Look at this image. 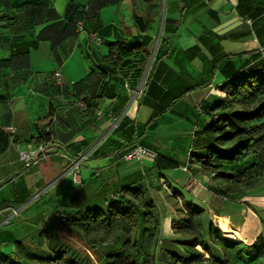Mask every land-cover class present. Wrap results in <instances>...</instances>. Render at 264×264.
<instances>
[{
	"label": "crops",
	"instance_id": "0c3cea01",
	"mask_svg": "<svg viewBox=\"0 0 264 264\" xmlns=\"http://www.w3.org/2000/svg\"><path fill=\"white\" fill-rule=\"evenodd\" d=\"M71 1L86 11L84 27L65 18ZM230 1L0 0V13L9 3L11 14L20 15L10 23H0V62L25 49L30 65L29 69L0 70V234L8 239L4 243L0 235V258L15 250L14 240H30L42 230L53 231L62 218L61 206L67 201L76 203L81 191V182L73 183L64 173L48 183L44 177L29 181L39 171L38 160L24 162L20 152L40 147L33 139L42 126L55 134L52 143L41 145V152L48 151L42 156L56 153L63 157L92 150L88 182L126 180L156 165L177 189L185 187L187 198L205 210V236L213 223L230 238L239 240L235 232H240L245 240L239 241L247 245L257 241L262 231L257 211L260 204L248 198L255 193L244 187L247 180L225 181L200 165L195 173L188 167L195 132L206 126L200 111L203 102H219L222 94L218 86L227 80L222 66L214 69L222 62L216 60L261 47L264 0ZM36 11H40L39 17L33 18L30 14ZM53 12L56 19L51 18ZM133 37H139L138 41L152 39L147 47V66L135 89L126 85L127 79L122 83L123 70L118 65L104 61L109 55L108 42L132 41ZM162 37L169 39L170 52L157 59ZM101 69L108 72L101 94L114 98H104L89 119L70 88L92 70L99 73ZM56 70L63 72L62 84L52 77ZM125 94L130 100L117 116L118 100ZM51 103L58 121L49 115ZM124 115L136 122L139 144L158 153L156 161L124 160L123 147L128 140L113 133ZM98 148L104 153L94 155ZM13 209H19V215H13ZM253 225L258 232L252 238L248 230ZM162 238L173 245L172 241L188 236L173 232L162 233ZM173 246L183 251L182 246Z\"/></svg>",
	"mask_w": 264,
	"mask_h": 264
},
{
	"label": "trees",
	"instance_id": "16d2710c",
	"mask_svg": "<svg viewBox=\"0 0 264 264\" xmlns=\"http://www.w3.org/2000/svg\"><path fill=\"white\" fill-rule=\"evenodd\" d=\"M10 9V4H6L0 13V23H10L20 16H13ZM39 12L30 15L38 18ZM57 17L53 12L51 18ZM65 18L73 24L81 22L84 27L88 15L71 1ZM259 39L260 48L225 54L216 60V63L222 62L214 69L222 66L227 80L218 86L222 94L219 102H203L206 126L195 132L193 147L189 150L188 167L194 173L198 169L196 165H200L202 169L209 170L214 178L233 182L264 173V32L259 33ZM138 40L139 37H133L132 41L108 42L109 55L104 58V61L113 62L123 70L122 83L125 84L127 79L126 85L131 89L138 86L150 57L147 47L152 39ZM169 52V39L162 37L156 57L159 59ZM29 68V53L25 49L15 51L0 62V70ZM107 75L105 69L99 73L92 70L85 80L74 83L70 88L74 100L85 104L89 119L93 118L104 98H114L101 94ZM129 100L127 94L119 98L115 109L117 116ZM49 115L59 120L52 103ZM113 133L128 140L123 147V158L139 145L148 148L139 144L136 122L127 115L121 118ZM54 135L42 126L33 141L46 147L53 142ZM47 152H40L38 164L42 154ZM100 152L104 153L98 148L93 154ZM79 153L64 154L62 162L66 160L70 164ZM157 158L158 153L154 160ZM53 178L46 179V183ZM79 186H82L77 194L79 197L77 201L73 199L76 203L67 201L61 206L63 216L54 226V232L42 230L30 240H14L15 250L3 254L0 264H264V207L257 206L262 231L253 245H247L239 241L245 240L240 232H235L239 238L236 240L213 223L205 236V210L189 200L183 190L177 189L156 165L126 180L85 182ZM166 201L171 206L165 221V232L167 229L170 231V218L174 215L173 232L188 236L185 240L172 241L178 248L182 246L183 251L166 244L162 238ZM221 227L227 230L225 225ZM59 228L72 232L93 253L60 236L57 232ZM248 231L253 238L258 228L253 225ZM0 235L6 243V236ZM206 253L208 257H205ZM218 253L220 255L216 256Z\"/></svg>",
	"mask_w": 264,
	"mask_h": 264
},
{
	"label": "rangeland",
	"instance_id": "374dc122",
	"mask_svg": "<svg viewBox=\"0 0 264 264\" xmlns=\"http://www.w3.org/2000/svg\"><path fill=\"white\" fill-rule=\"evenodd\" d=\"M230 1V0H228ZM231 2V1H230ZM163 4V3H161ZM161 5H158V7ZM152 48V52H153V47ZM117 123V120L115 121ZM92 150L89 149L87 150L86 156L79 162H77V159H74L71 161L70 164H68L66 162V160L64 162H62L63 157L60 156L59 154L56 153H49L47 156H42V158L39 161L38 164V173L35 176H30L29 177V181L33 182L34 178L36 177H44L45 179L48 180V178L51 177H55L56 175L62 174L64 173V175H68L69 177H72L73 172L75 171H79L80 172V181L82 182L81 184L88 182V179L90 178V170H89V166L90 164L89 162V158H90V152ZM68 161V160H67ZM64 163V164H63ZM259 175H254L251 176L250 178H248L247 181H245L246 183L244 184V187L246 188H250L251 190H253V192L255 193L254 195H252V197H248L250 200L255 201L257 200V202L260 204H258L259 206H264V173L261 174L260 177H258ZM90 180V179H89ZM262 186V187H261ZM179 190H185V187L182 186H177ZM236 187V186H233ZM261 190L258 192H256V190L260 189ZM163 196V195H161ZM164 198V196H163ZM247 199V198H246ZM259 200V201H258ZM247 202V201H245ZM257 202L255 204H257ZM162 203V202H161ZM166 204V215L163 218V227H162V233H164V235L166 234H172L173 230H172V218H170V231H168V229L166 230L167 232H165V221L169 215V206H171L170 203H168L167 201L165 202ZM59 213V211H58ZM168 213V214H167ZM216 226V225H215ZM262 229V228H261ZM57 232L60 236L62 237H66L68 238L69 241H71L72 243H74L76 246L81 247L83 249H88L87 246H85L80 240L79 238L74 235L72 232L67 231V230H62V229H57ZM201 249V247H199ZM91 252V251H89ZM93 253V252H91ZM95 258V257H94ZM31 264V263H29Z\"/></svg>",
	"mask_w": 264,
	"mask_h": 264
},
{
	"label": "built area",
	"instance_id": "2783aa9c",
	"mask_svg": "<svg viewBox=\"0 0 264 264\" xmlns=\"http://www.w3.org/2000/svg\"><path fill=\"white\" fill-rule=\"evenodd\" d=\"M99 39V38H98ZM101 41V39H99ZM53 79L58 83V84H62L65 80V77L63 75V72L61 70H56L53 75H52ZM138 90H135V93H137ZM79 105L82 107H85V104L83 102H79ZM201 112L202 109H200ZM7 130H10L12 132H15V128L13 127H7ZM43 147L40 146L38 149H33V150H23L20 152V158L22 161L27 162V163H31L34 162L36 160V155L38 153H40L42 151ZM87 150L85 151H81L78 154L77 162L81 161L85 156H86ZM157 157V153L144 147V146H137L135 147L133 150L127 152L124 155V160L126 161H130V160H142L144 158H151V159H155ZM80 172L79 171H75L72 174V180L73 183L75 184H79L80 181ZM13 215H19L20 210L19 209H13L12 210ZM61 216H63V214H61Z\"/></svg>",
	"mask_w": 264,
	"mask_h": 264
},
{
	"label": "water",
	"instance_id": "95a60500",
	"mask_svg": "<svg viewBox=\"0 0 264 264\" xmlns=\"http://www.w3.org/2000/svg\"><path fill=\"white\" fill-rule=\"evenodd\" d=\"M38 157H39V153L36 155V159H38Z\"/></svg>",
	"mask_w": 264,
	"mask_h": 264
}]
</instances>
